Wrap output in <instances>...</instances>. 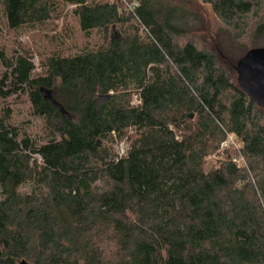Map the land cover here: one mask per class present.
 <instances>
[{
	"label": "trees",
	"instance_id": "obj_1",
	"mask_svg": "<svg viewBox=\"0 0 264 264\" xmlns=\"http://www.w3.org/2000/svg\"><path fill=\"white\" fill-rule=\"evenodd\" d=\"M201 1L264 36V0ZM186 5L0 0V264H264V108ZM69 17L40 68L4 42Z\"/></svg>",
	"mask_w": 264,
	"mask_h": 264
},
{
	"label": "rangeland",
	"instance_id": "obj_2",
	"mask_svg": "<svg viewBox=\"0 0 264 264\" xmlns=\"http://www.w3.org/2000/svg\"><path fill=\"white\" fill-rule=\"evenodd\" d=\"M186 4L190 11V25L197 32L198 40L201 43H203L202 41L207 43L214 51L220 48L223 63L226 64L227 68L231 69L232 76L238 82V74L235 69L237 62L252 46H264V36L255 42H248L246 39L243 43L235 42L231 34L225 32L224 25L216 17L210 5L203 3L201 0H186ZM4 42L11 47L21 43L29 48L34 53L36 66L40 68L42 58L51 51L57 48L66 51L75 49L84 45L86 40L80 32L76 20L73 17H69L50 23L42 28L30 29L24 27L18 32H9ZM101 102H104L103 98ZM1 107L2 101H0V109ZM229 144H232L233 147L240 145L233 136H229ZM127 146V143L122 141L116 146V149L123 154ZM238 161L241 165L244 164L242 158H239ZM23 190L26 189L23 188ZM27 264L30 263L27 262Z\"/></svg>",
	"mask_w": 264,
	"mask_h": 264
},
{
	"label": "water",
	"instance_id": "obj_3",
	"mask_svg": "<svg viewBox=\"0 0 264 264\" xmlns=\"http://www.w3.org/2000/svg\"><path fill=\"white\" fill-rule=\"evenodd\" d=\"M238 84L253 103L264 108V47L250 49L236 65ZM19 264H27L22 260Z\"/></svg>",
	"mask_w": 264,
	"mask_h": 264
},
{
	"label": "built area",
	"instance_id": "obj_4",
	"mask_svg": "<svg viewBox=\"0 0 264 264\" xmlns=\"http://www.w3.org/2000/svg\"><path fill=\"white\" fill-rule=\"evenodd\" d=\"M235 160L238 162V164H240L239 161H238V159H235ZM240 165H241V164H240Z\"/></svg>",
	"mask_w": 264,
	"mask_h": 264
}]
</instances>
